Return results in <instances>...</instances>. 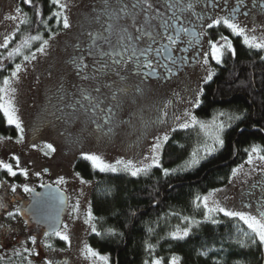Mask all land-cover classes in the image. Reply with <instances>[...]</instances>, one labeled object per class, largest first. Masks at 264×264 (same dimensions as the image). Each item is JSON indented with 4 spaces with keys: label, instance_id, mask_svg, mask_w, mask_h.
<instances>
[{
    "label": "trees",
    "instance_id": "obj_1",
    "mask_svg": "<svg viewBox=\"0 0 264 264\" xmlns=\"http://www.w3.org/2000/svg\"><path fill=\"white\" fill-rule=\"evenodd\" d=\"M32 3L33 10L37 6L43 10V21L50 18L49 25H57L51 16L57 9L50 0ZM27 5L20 0L21 12L34 19ZM56 33L58 29L49 36ZM235 47V59L229 60L225 69L206 84L201 104L195 111L196 117L203 121L220 117L218 114L223 112L225 120L231 123L223 135L224 145L217 152L194 168L186 169L191 153L202 146L205 137L196 131H179L172 133L164 145L160 167L152 168L147 175L100 172L87 161L75 167L84 181L93 184L90 208L101 235L90 234L88 245L107 255L110 264H144L151 258L168 264L173 255L180 258L179 264H264V248L258 244L242 248L236 243L242 238L239 229L248 231L245 225L220 215L214 218L218 223L205 221L203 208L197 209L194 202L197 196L229 182L232 169L245 161L246 149L254 144L264 149V66L237 43ZM0 63L2 82L12 66L6 61ZM231 114L240 119L229 122L227 116ZM16 136L17 130L6 123L0 112V137ZM164 168L176 171L164 175ZM184 217L200 223L192 225L184 239L174 240L169 233L188 226ZM146 243L154 245L151 252L146 250Z\"/></svg>",
    "mask_w": 264,
    "mask_h": 264
},
{
    "label": "rangeland",
    "instance_id": "obj_2",
    "mask_svg": "<svg viewBox=\"0 0 264 264\" xmlns=\"http://www.w3.org/2000/svg\"><path fill=\"white\" fill-rule=\"evenodd\" d=\"M18 2L19 0H0V43H2L4 35L15 33L14 38L9 43V49L15 47L27 35V32L22 33V30H26L28 27V24H20V18L23 17L22 13H15ZM63 2L69 5L65 11L71 23V28L65 29V36L69 39V44L74 45V42L78 40L76 36L79 35L80 30L92 21L94 15L92 9L98 10L100 8L98 6L99 0H63ZM11 15L17 16L18 19L15 21L5 19L6 16ZM17 24H20L19 31H15ZM251 35H256L258 38L264 37V27L255 29ZM61 38L59 35H54L51 39L48 38V45L44 53L36 52L42 41H35L38 44L33 50H31L32 47L25 48L22 55L16 56L8 62L11 63V71L16 63L23 65V70L18 74L19 78L12 82V87L16 89L14 94L15 106L24 132L23 140L20 142H17L20 135L18 132L14 139L4 138L0 140V160L12 164L13 170L17 173L16 176H9L6 170L0 169V198L4 199L9 209L8 213L14 214L12 218L16 221L15 223L22 224L25 222L20 217L21 210L25 207L30 194L23 191L24 184L33 190L45 184L57 185L62 189L66 188L68 193L67 208L60 231L64 232L69 239L63 240L65 245L61 252L58 250L50 251L46 247L50 243L45 240L41 241L35 232L34 236L37 238L35 245L40 246V249H36L34 262L35 264H45L47 260L53 262L68 260V264H104L103 261L88 257L85 251V245L89 247L88 236L95 233L92 231L93 220L90 223H85L87 211L90 208V194L93 184L81 183L83 179L73 173V169H71L70 162L72 159L66 158L60 149L58 133L62 129L60 122L67 110L65 107L66 100L61 104L60 96L64 90V85H61L65 81L70 85L78 78L76 73L65 66L68 63L65 56H69V54L68 51L65 53L61 51ZM28 49L31 51L28 52ZM30 53H35L36 58L29 63L23 60V55ZM0 54L7 59L6 49L0 48ZM73 54L78 56L77 53ZM5 59L3 61H6ZM206 74L207 70H202L193 87L175 90L150 89L145 94L129 98L126 110H128L127 118L130 124L117 132L119 135L112 144L101 147L90 144L88 152L83 153L98 154L107 163H114L117 159H124L125 161L130 159L134 162L144 161V157L150 155V147L157 136L162 137L167 133L170 138L172 133L176 132L172 131L178 123L174 119L176 115H182L185 110H189L195 115L199 106L193 108L189 101L194 100L196 93L206 84L204 82ZM58 89L61 90L58 91ZM107 91L109 92V89ZM200 99H202L201 96ZM214 118L221 120V117L218 116L207 121L197 119L211 125ZM223 118L227 124L225 130H228L231 123L225 120V116ZM142 120L157 125L160 123V126H156L154 130L141 131L139 123ZM10 126L15 128L14 125ZM189 129L205 137L199 126ZM166 142H164L163 147ZM47 144H51L55 151L46 148ZM162 149L160 150V160ZM219 149L220 147H218ZM13 156L19 158V167L16 166V161L12 159ZM247 159L248 155L246 154L245 161L235 167L238 169L237 175H231L229 182L220 188L222 191L215 193L214 198L228 208L246 210L257 214L258 211L264 209V206L261 203L255 206L252 195L247 191L252 190L253 186L263 187L264 172L252 171L254 165H248ZM87 163L91 165L90 162L87 161ZM21 168L28 171L27 177L21 174ZM36 173L40 175L37 176ZM115 173L128 174L124 171ZM59 177H63L65 182L57 184L56 181ZM13 184L17 185L15 192L11 189ZM244 205L249 207L245 209ZM77 206V210L73 211L74 207ZM219 215L223 216V214H215L213 218ZM208 221L211 222V220ZM26 233L28 234V231ZM108 264H110L109 257Z\"/></svg>",
    "mask_w": 264,
    "mask_h": 264
},
{
    "label": "snow or ice",
    "instance_id": "obj_3",
    "mask_svg": "<svg viewBox=\"0 0 264 264\" xmlns=\"http://www.w3.org/2000/svg\"><path fill=\"white\" fill-rule=\"evenodd\" d=\"M33 0H23L24 4L31 5ZM51 4L56 7V11L51 13V16L55 18L58 24L62 23L64 29H70L71 23L69 16L66 14V9L69 7L68 3L63 2V0H50ZM194 4L191 2L184 3L183 0H101V9L98 14L94 15L92 19L96 23L101 22V17H106L104 21L106 27L104 31L108 35H103L102 33L89 32L88 36L92 39L93 44L96 40H104L108 44L107 51H101L96 49V55L99 59H96L93 51H89L88 55L93 56V63L91 67V74L87 71L89 65L84 62V57H79L74 59V64L78 69L77 75L82 81H97L103 77L109 76L110 73H115L119 78L120 83L112 81L111 83L103 84L104 88L109 89V94L105 95L101 91L100 86L94 87H84L78 86L77 93L80 96V99L75 100L74 103L66 105L70 108H76V105H79V108L87 111H94L99 109L101 112L105 113L107 117V122L111 123L116 113L114 109H118L122 103V95L126 94L128 89L125 86L124 82L126 81L129 75H139L141 70L143 75H148L149 73L155 75L156 67H154V60L149 59L150 54L153 52L152 43H156L157 37L161 39H166L169 45H176L179 41L181 33H187L189 30L184 27H177V24L180 22V15L177 13L183 14L186 11L193 9ZM261 8H264V3L261 4ZM163 9V11H161ZM21 8L16 7L15 13H21ZM92 11L96 13V9L93 8ZM235 9L233 13L228 17H218L212 19L211 23L207 25L208 28L213 26L223 24L231 33L235 36H240L243 38V43L249 48L256 50H264V37L258 38L256 35H249L248 32H254L253 29H246L245 27L240 26L235 22ZM171 12V15H166V13ZM247 13H245L246 15ZM35 15L39 17L41 15L39 8H36ZM5 19L15 21L18 19L17 16L11 15L6 16ZM202 19V17H201ZM30 19L25 13L22 18H20V24L30 23ZM47 26V21H42ZM20 24L16 25L15 31H19ZM15 33H9L3 36V41L0 43V48L7 50V59H12L16 56L22 55L23 49L30 48L33 41H41L42 38L39 34L37 35H26L21 41L17 43L15 47L9 49V43L14 38ZM202 35L206 33H201ZM52 37L50 36L49 39ZM147 38L151 43L145 41ZM222 41V43H221ZM208 44L211 51V59L214 60L217 64L222 62V57L225 54V51L231 52L232 55H235V50L233 49L232 42L228 39L227 36L221 35L219 41L209 40ZM48 45V40H42L40 46L36 49V52L44 53ZM161 51L168 52V59L173 63L175 60L171 55V48L161 46ZM208 52L204 53L205 65L208 64ZM119 57V59H117ZM36 58L35 53L24 54L23 60L31 62ZM5 57L0 54V62L3 61ZM261 60H264V56L260 57ZM157 66L158 61H157ZM2 67V63H0ZM166 68V71L171 73V68L167 65H163ZM23 70V65L21 63H16L14 68L10 72L9 76H4L2 82H0V112L3 113V116L8 125H14L17 132L20 134L17 142L23 140L24 128L22 127L21 120L17 114V108L15 106L14 94L16 89L12 87V82L17 80L18 74ZM121 70L125 71L124 75H121ZM213 77V71L211 69L207 70V74L204 77V82L207 83ZM61 89H58L60 91ZM136 92H140L141 89L137 87ZM203 92L201 88L195 95L194 100L189 101L193 108L198 107L201 104L200 96ZM95 93V95H94ZM121 94V95H118ZM60 99L63 100L64 96L61 95ZM87 102V103H84ZM166 115V113H165ZM220 117L225 116V113L220 112L218 114ZM159 119V118H158ZM177 121L176 128H173L172 131L179 129H189L199 126V129L204 132V142L202 146L196 150H193L191 153V158L186 162V168H192L201 163L202 160L206 159L208 156L212 155L218 150V147H223L224 139L223 133L227 124L223 120L213 119L211 125L205 124L203 121L197 119L195 115L189 110H185L182 115H176L174 117ZM228 121H233L240 119V116L231 114L227 116ZM95 123V121H93ZM97 130L101 129L100 124H96ZM112 128L108 129L110 133ZM4 139L0 137V140ZM10 139V137L8 138ZM168 134H164L162 137L157 136L155 142L150 147V155L144 157V161L134 162L133 160L117 159L114 163H107L98 154H89L82 153L83 159L91 163V166L94 170H99L100 172H118L124 171L135 177L141 174L147 175L153 167H160V150L163 147L164 142L168 141ZM210 141V143H209ZM46 148L50 151H55L51 144H47ZM248 155L246 163L248 165H254L252 171L264 172V149L260 145H252L250 149L245 150ZM13 160L16 161V166L19 167L20 161L18 157L13 156ZM243 167V166H240ZM0 169L6 170L9 176H16V171L13 170V165L6 163L3 160H0ZM175 172V169H163V174L168 175L169 172ZM20 172L25 177L28 176V171L21 168ZM238 172L237 168L232 169V175L236 176ZM35 175L39 176V173ZM79 176V173L76 174ZM64 178L59 177L56 181L57 184L64 183ZM81 183H86V181L81 180ZM13 192L17 190V185H11ZM23 191L26 193H32L34 190L30 188L27 184L23 185ZM222 191V189H214L210 191L207 195L197 196L195 198V203L197 209L203 208V217L205 221L211 220L212 223H218L213 217L215 214H223L224 217L235 219L241 221L243 225H246L248 231H243L239 229L242 233V238L238 239V243L242 248L248 247L250 245L258 244L261 248H264V210L258 211L257 214H253L250 211L246 210H237L235 208H228L223 206L218 200L214 198L215 193ZM227 199V197H225ZM264 206V205H262ZM0 207H3L0 204ZM249 206L244 205V208L247 209ZM78 208L74 207L73 211H76ZM9 216H13L12 212L8 213ZM94 219L92 215L91 208L87 211V218L85 223H90ZM183 220L187 222V227L183 229L177 228L176 230L169 233V236L174 240H182L189 235L192 225L199 224L200 221L195 220L194 218L184 217ZM27 223V221H26ZM52 228V234L59 237V239L67 241L69 237L58 228ZM66 227V226H65ZM92 231L97 232L95 225H92ZM109 233H112V230H108ZM151 231V230H150ZM114 234V233H113ZM45 237L49 236V232L44 233ZM97 235L101 233L97 232ZM246 238V239H245ZM29 239L33 244H36V236H30ZM246 240L249 243H246ZM46 247L51 248L50 244ZM154 248V245L146 243V250L151 252ZM25 252H28L32 255H35L34 248H24ZM85 251L88 257H92L103 261L104 264H108V257L102 256L98 252L94 251L92 248L85 245ZM202 255L206 253H201ZM16 255H20V252L17 251ZM27 260V257H24ZM179 257L173 255L168 261V264H179ZM28 264H32L29 260ZM45 264H54L53 261L47 260ZM144 264H162V260L159 258H151L150 260H145Z\"/></svg>",
    "mask_w": 264,
    "mask_h": 264
},
{
    "label": "flooded vegetation",
    "instance_id": "obj_4",
    "mask_svg": "<svg viewBox=\"0 0 264 264\" xmlns=\"http://www.w3.org/2000/svg\"><path fill=\"white\" fill-rule=\"evenodd\" d=\"M183 2L185 4L191 2L194 4V7L193 9L186 11L183 14L177 13V15H180V22L177 24V27H184L189 31L187 33H181L178 43L174 46L169 45L166 39L157 37L156 43H152L153 52L149 56V59L154 60L156 74L153 75L149 73L145 76L143 75V71L147 70H141V73L139 75H129L127 77L124 84L127 87L128 91L121 97V106L118 109H114L116 115L111 123L107 122L105 113L101 112L99 109L90 112L80 109L79 105H76V108H70L66 106L70 103H74L75 100L80 99V96L77 93L78 86H100L102 93L107 95L109 94V92L107 91L108 88H104L103 84L111 83L112 81L120 83L119 78L115 75L114 72L110 73L109 76L103 77L94 82L82 81L77 75L78 69L76 67V64H74L73 62L74 59H78L81 56L84 57V62L89 65V69L87 71L89 72V74H91L93 56L88 55L89 51H93L95 58L99 59L98 55H96V49L107 51L109 46L102 39L96 40L95 44H93V41L88 36V33L98 32L102 33L105 36L108 35V33L104 31V28L106 27L104 21L107 18L102 16L100 23H96L92 19L89 24H86L85 27L80 30L79 35L76 34L78 40L77 42H74V45H71L68 42L69 39H67L65 36V29L63 28L62 23H57V25L54 24L50 26V18H48V25L46 26L44 23H42L43 10L41 11L40 7H36L39 8L41 13V15L37 17L35 15L36 8L35 10L32 9L34 4L32 3L31 5H27V8L28 10H30L31 14L35 15L34 19H32L31 16H28L30 21L33 20L34 23H28V26H32L28 28L27 35L39 34L42 40H47L50 37V32L58 29V33L54 35H59L60 37H62L61 51L64 53L68 51L69 54V56H65V59L68 61L65 66L68 67L70 71L76 73V77H78L70 85H68L67 81L62 82L61 86L64 85V90L62 91L61 95L64 96V99L61 100V104H63L66 100L65 107L67 110L60 122L62 129L58 133V136L60 138V149L62 151L61 153L66 158L72 159L70 163L72 165L71 169H73V173L77 174L75 171V167L80 163L85 162L82 153L88 152L87 150L90 144H96L99 147L106 146L107 144L110 145L118 137L119 134H117V132L124 126H128V124H130V121L127 118V115H129L128 110H126L127 101L129 100V98H133L137 95L139 96L143 93L145 94L150 89L175 90L193 87L202 70L211 69L213 71L212 79L206 84L212 82L218 75L219 71L221 69H225V66L229 62V60L235 59L236 43L243 50H246L248 53L253 54V57L255 59L258 58V61L264 66V60L260 59L261 56H264V50L249 48L243 43L242 37L233 35L231 31L227 29L223 24L213 26L212 28L207 27V25L211 23L212 19L218 17H228L233 13L234 9L236 10L235 22L240 26L245 27L249 30L253 28L257 29L259 27H264V8H261V4L264 3V0H183ZM98 6H100V8L96 11V13H94V15L98 14L101 9V0H99ZM161 11H163V9H161ZM21 13L22 15H24L23 12ZM245 13L247 14L245 15ZM166 15L170 16L171 12L166 13ZM201 33L206 34L202 35ZM252 33L253 32H248L247 34L251 35ZM221 35L227 36L228 39L232 42L233 49L235 50V55H232L231 52L225 51V54L222 57V62L220 64H217L214 60L211 59V51L208 41H219ZM145 41L147 43H151V41H148L147 38H145ZM32 43L31 50H33L34 47L38 44L35 41H33ZM161 46L171 48V55L175 60L174 63L168 59L167 51L160 50ZM31 50L28 49L27 51L30 52ZM205 52H208L209 54L207 65L203 63ZM73 53H77L76 55L78 56H74ZM16 59L18 60V58ZM117 59H119V57H117ZM9 61H11V59H6V62ZM157 61L158 65L160 66H157ZM163 65H167L168 67H170L172 70L171 73L167 72L166 68L163 67ZM124 74L125 71L121 70V75ZM206 84L202 87L203 92L201 94V98L204 95V87L206 86ZM137 87L141 89L140 92L135 91ZM129 90L133 91L130 92ZM118 95L121 94L118 93ZM93 121H95V123H93ZM96 124L101 125L100 130H97ZM156 126L159 127L160 123H158L157 125L156 123H150L149 121L144 120L139 123L140 130L145 132L148 130H154ZM109 128H112V131L110 133L108 132ZM189 130L194 131L192 129H178L176 130V132ZM226 131L227 130H225V132ZM41 187L34 190H38ZM59 187L60 186H58V188ZM60 189L66 194V196H68L66 188H64V190L60 187ZM251 189L252 190L247 192L252 195L254 205L258 206L260 205V203L261 205H263L264 183L263 187L253 186ZM0 204L3 205V207H0V264H28L29 260L32 262V264H35V255H32L23 250L24 248H34L36 252V249H40V246H36L29 239L30 236H34L35 232H37L38 238L41 241L45 240L47 243H50V245L52 246L51 248L48 247L50 251L58 250L61 252L63 250L65 245L63 240L59 239V237L55 236L54 234L45 237L44 228L32 224L31 221L24 215L23 210L26 205L21 210L20 215L25 223L17 224L15 223L16 221L12 218L13 216L8 215L9 209L7 208V205L4 202L3 198H0ZM26 231H28V234L26 233ZM17 251L20 252L19 256L16 255ZM39 252L40 251H38V253ZM24 257H27V260H25ZM54 264H68V260H56Z\"/></svg>",
    "mask_w": 264,
    "mask_h": 264
},
{
    "label": "water",
    "instance_id": "obj_5",
    "mask_svg": "<svg viewBox=\"0 0 264 264\" xmlns=\"http://www.w3.org/2000/svg\"><path fill=\"white\" fill-rule=\"evenodd\" d=\"M66 208V194L57 186L46 184L30 193L23 211L32 224L43 227L45 232L53 235L49 226L61 229Z\"/></svg>",
    "mask_w": 264,
    "mask_h": 264
},
{
    "label": "bare ground",
    "instance_id": "obj_6",
    "mask_svg": "<svg viewBox=\"0 0 264 264\" xmlns=\"http://www.w3.org/2000/svg\"><path fill=\"white\" fill-rule=\"evenodd\" d=\"M198 109V108H197Z\"/></svg>",
    "mask_w": 264,
    "mask_h": 264
}]
</instances>
